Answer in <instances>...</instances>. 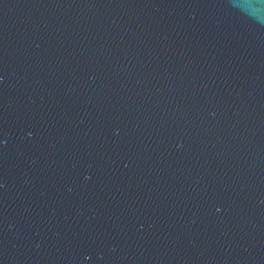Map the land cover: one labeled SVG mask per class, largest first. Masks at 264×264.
Listing matches in <instances>:
<instances>
[{
  "label": "water",
  "instance_id": "water-1",
  "mask_svg": "<svg viewBox=\"0 0 264 264\" xmlns=\"http://www.w3.org/2000/svg\"><path fill=\"white\" fill-rule=\"evenodd\" d=\"M0 264H264V0H0Z\"/></svg>",
  "mask_w": 264,
  "mask_h": 264
}]
</instances>
